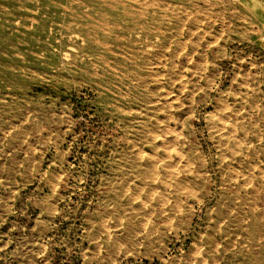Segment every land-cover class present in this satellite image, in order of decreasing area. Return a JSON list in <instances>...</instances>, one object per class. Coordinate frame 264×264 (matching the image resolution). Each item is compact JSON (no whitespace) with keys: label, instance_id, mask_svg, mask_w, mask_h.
Wrapping results in <instances>:
<instances>
[{"label":"rangeland","instance_id":"obj_1","mask_svg":"<svg viewBox=\"0 0 264 264\" xmlns=\"http://www.w3.org/2000/svg\"><path fill=\"white\" fill-rule=\"evenodd\" d=\"M146 1L0 0V264H264V0Z\"/></svg>","mask_w":264,"mask_h":264},{"label":"bare ground","instance_id":"obj_2","mask_svg":"<svg viewBox=\"0 0 264 264\" xmlns=\"http://www.w3.org/2000/svg\"><path fill=\"white\" fill-rule=\"evenodd\" d=\"M42 5L45 7H48L51 9L54 17L59 16L58 14L61 13L63 16L70 19H74L76 26L78 25L79 28L83 29L85 25H87V22H89L91 19H95L94 15L95 13L98 14V19L105 18L108 14L106 13L109 10H116L118 7L121 6V4H124L127 1H131L133 3L140 4L139 0H40ZM125 1V2H123ZM10 2V1H9ZM185 2V1H184ZM203 2V1H202ZM194 3V2H193ZM143 4V3H142ZM191 4V3H190ZM243 7L247 8L248 4L245 2H242ZM8 5V4H7ZM4 6V5H3ZM96 6V7H93ZM144 9L147 7L153 8L154 2L153 0H148L144 4ZM21 7V6H20ZM129 8V7H128ZM141 8V7H140ZM162 8V7H161ZM87 10V13L81 12V10ZM124 9V8H123ZM171 9V8H170ZM151 10V9H149ZM157 10V9H156ZM13 11V10H12ZM130 11V10H129ZM135 11V10H134ZM155 11V10H154ZM11 12V11H10ZM42 12V11H41ZM95 12V13H91ZM18 13V12H17ZM119 13H126L124 10H120ZM135 13V12H134ZM138 17L142 16V11L138 12ZM151 13V12H150ZM127 14V13H126ZM158 14V13H157ZM195 14V13H194ZM198 14V13H197ZM1 15V14H0ZM30 16V15H29ZM177 16V15H176ZM124 17V16H123ZM132 17V16H131ZM137 17V18H138ZM61 18V17H60ZM150 18V17H149ZM188 18V17H187ZM68 19V20H69ZM190 19V18H189ZM193 19V18H192ZM106 20V19H105ZM152 20V19H151ZM184 20V19H183ZM195 21V20H194ZM23 23V22H22ZM61 23V22H59ZM61 25V24H60ZM136 25V24H135ZM180 25V24H179ZM195 25V24H194ZM114 26V25H113ZM185 26V25H184ZM93 28V27H92ZM132 28V27H131ZM130 28V29H131ZM139 28L141 30L146 31L147 24L143 23L139 25ZM181 29V28H180ZM87 30V29H86ZM154 30V29H153ZM72 31V30H71ZM60 32V31H59ZM58 32V33H59ZM77 32V31H76ZM144 33V32H143ZM147 33V32H146ZM145 33V34H146ZM72 34V33H71ZM95 35V34H94ZM257 35V34H256ZM43 37V36H42ZM116 37V36H114ZM113 37V38H114ZM134 37V36H133ZM64 40V39H63ZM128 40V39H127ZM146 40V39H145ZM89 41V39H88ZM92 41V40H91ZM142 41V40H141ZM95 42V40H94ZM165 42V41H164ZM62 43V42H61ZM176 43V42H175ZM180 43V42H179ZM91 44V43H89ZM94 44V43H93ZM96 44V43H95ZM112 44V43H111ZM135 44V43H134ZM141 44V43H140ZM99 45V44H98ZM125 45V44H124ZM138 45V44H137ZM101 46V45H100ZM134 46V45H133ZM96 47V46H95ZM133 48V47H132ZM107 49V48H106ZM137 49V48H136ZM140 49V48H139ZM144 49V48H143ZM127 50V49H126ZM87 51V50H86ZM94 51V50H93ZM130 51V50H129ZM132 51V50H131ZM90 52V51H89ZM137 52V51H136ZM141 52V50H140ZM110 53V52H109ZM178 53V52H177ZM131 55V54H130ZM134 55V54H133ZM91 56V55H90ZM104 56V55H103ZM101 57V56H100ZM174 56H172L173 58ZM66 61V60H65ZM106 61V60H105ZM93 62V61H92ZM142 62V61H141ZM132 63V62H131ZM80 64V63H79ZM88 64V63H87ZM90 64V63H89ZM100 64V63H99ZM103 64V63H101ZM151 64V63H150ZM132 65V64H131ZM148 66V64H147ZM117 67V66H116ZM131 67V66H129ZM118 68V67H117ZM112 69V68H111ZM127 71V70H126ZM92 72V71H91ZM172 72V71H171ZM150 73V72H149ZM161 75V74H160ZM169 76V75H168ZM160 77V76H159ZM172 77V76H171ZM182 77V76H181ZM198 78V77H197ZM186 85V84H185ZM131 86V85H130ZM149 90V89H148ZM152 90V89H151ZM143 91V90H142ZM166 93V92H165ZM135 96V95H134ZM192 97V96H191ZM164 102V101H163ZM255 102V101H254ZM167 103V102H166ZM138 108V107H137ZM30 111V110H29ZM165 112V111H164ZM2 113V112H1ZM16 113V112H15ZM156 114V113H155ZM21 117V116H20ZM144 123V122H143ZM146 124V123H145ZM226 129V128H225ZM231 132V131H230ZM233 141V140H232ZM236 145V144H235ZM228 147V146H227ZM232 147V146H231ZM235 153V151H234ZM230 154V153H229ZM242 156V155H241ZM135 158V157H134ZM228 160V159H227ZM132 161V160H131ZM140 161V160H139ZM169 162V161H168ZM186 163V160H185ZM166 164V163H165ZM238 164V163H237ZM168 166V165H167ZM173 166V165H171ZM166 167V166H165ZM183 167V166H182ZM144 169V168H143ZM153 169V168H152ZM174 169V168H173ZM262 169V168H261ZM264 169V168H263ZM147 170V169H146ZM156 170V169H155ZM166 171V170H165ZM143 174V173H142ZM55 175V174H54ZM157 175V174H156ZM242 175V174H241ZM259 175V174H258ZM157 178V177H156ZM153 179V178H152ZM160 179V178H159ZM164 180V179H163ZM162 180V181H163ZM198 181V180H197ZM264 185V184H263ZM164 186V185H163ZM155 188V187H154ZM258 188V187H257ZM192 189V188H191ZM159 190V189H158ZM249 191V190H248ZM261 194V193H260ZM155 195V194H154ZM194 195V194H193ZM199 195V194H198ZM202 196V195H201ZM177 200V199H176ZM185 200V198H184ZM175 202V201H174ZM187 203V202H186ZM185 203V204H186ZM239 203V202H238ZM177 204V203H176ZM183 205V204H182ZM178 208V207H177ZM259 210V209H258ZM256 230V229H255ZM257 232V231H256ZM264 244V243H263ZM204 256V255H203ZM200 258V257H199ZM204 261V260H202ZM201 262V261H200ZM211 262V261H210ZM210 264V263H209Z\"/></svg>","mask_w":264,"mask_h":264}]
</instances>
